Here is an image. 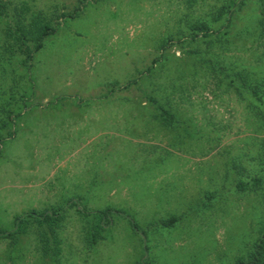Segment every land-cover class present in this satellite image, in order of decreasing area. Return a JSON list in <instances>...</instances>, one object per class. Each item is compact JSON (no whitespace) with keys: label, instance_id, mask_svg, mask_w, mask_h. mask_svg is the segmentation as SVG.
<instances>
[{"label":"rangeland","instance_id":"1","mask_svg":"<svg viewBox=\"0 0 264 264\" xmlns=\"http://www.w3.org/2000/svg\"><path fill=\"white\" fill-rule=\"evenodd\" d=\"M237 1L0 0L53 29L30 59L0 49V264L247 258L264 229V177L249 178L264 126L222 75L264 76V37L235 30L257 1L210 24L217 38L230 22L221 45L188 29Z\"/></svg>","mask_w":264,"mask_h":264},{"label":"trees","instance_id":"2","mask_svg":"<svg viewBox=\"0 0 264 264\" xmlns=\"http://www.w3.org/2000/svg\"><path fill=\"white\" fill-rule=\"evenodd\" d=\"M243 0L228 4L226 2L221 3L219 6H214L215 11H212V18L210 22L207 19L195 20L189 23L188 29L193 32V35L197 33L201 34V37L206 42V46L210 47L212 43L216 42L221 45V41H217V38L225 33L224 27H227L230 22H224L220 20V27L214 30V35L217 38H211V26L210 24L217 22L222 16L227 21L232 17V13L239 9ZM256 18L255 23H252L250 27L244 24L240 28H235L238 32V36H247V34H253L260 37H264L262 32L264 31V0H256ZM3 16L6 21L2 28L0 36V49L8 54H24L27 59L31 58L33 52L38 50L42 45L44 36L50 34L53 29L49 26L47 19L41 14H32L27 19L20 18V13L8 14L4 3H0V16ZM247 29L248 31H245ZM194 37V36H193ZM192 37V38H193ZM210 40V43H209ZM212 40V41H211ZM225 41V40H224ZM216 45V44H215ZM215 45H212L215 46ZM153 62V61H152ZM211 62L208 65L211 69L215 70V64ZM222 75L221 72H219ZM222 76H228L229 82L222 88V92L231 91L237 97V101L244 103L243 108L252 112L253 118L259 122L260 126H264V76L255 77L247 72V67L242 66L234 67L230 72H225ZM222 82V78L216 79L215 84L219 86ZM223 85V84H222ZM157 103L156 110L163 113L168 111L159 101L152 100ZM258 126V127H260ZM252 162L257 167L252 171L250 175L251 185H258L261 179L264 177V142H260L259 147L256 149V153L252 156ZM34 215L29 213L26 216ZM36 221H39L36 220ZM6 235V234H5ZM235 264H264V229L261 231L258 239L252 244V248L249 251L247 258L243 261L241 259Z\"/></svg>","mask_w":264,"mask_h":264}]
</instances>
